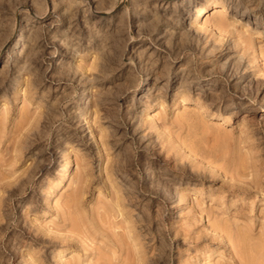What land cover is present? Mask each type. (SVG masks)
Segmentation results:
<instances>
[{"label":"rangeland","instance_id":"1","mask_svg":"<svg viewBox=\"0 0 264 264\" xmlns=\"http://www.w3.org/2000/svg\"><path fill=\"white\" fill-rule=\"evenodd\" d=\"M243 262L264 0H0V264Z\"/></svg>","mask_w":264,"mask_h":264},{"label":"bare ground","instance_id":"2","mask_svg":"<svg viewBox=\"0 0 264 264\" xmlns=\"http://www.w3.org/2000/svg\"><path fill=\"white\" fill-rule=\"evenodd\" d=\"M19 54H20L19 51H17V55H16V59L15 60H17L19 58ZM153 107H154V105H152V108ZM156 115H157V112H155V110H151L148 113H146V120L153 119ZM66 159H67V163L65 164L66 166H65V169L63 171V176L57 182L56 187L50 192V195L48 196L49 200L52 199L55 189H57L61 185H64L68 181L67 172H68L69 168L71 167V153L70 152L67 153ZM66 250H67V248H63L62 250H60L61 252L59 254V257H58L59 260L58 261H61L63 255H64V252ZM243 263L245 264L246 262H243ZM255 264H256V262H255ZM257 264H258V262H257Z\"/></svg>","mask_w":264,"mask_h":264}]
</instances>
